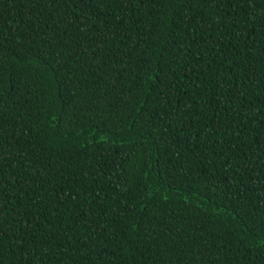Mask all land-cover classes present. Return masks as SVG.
Returning <instances> with one entry per match:
<instances>
[{"label": "trees", "instance_id": "obj_1", "mask_svg": "<svg viewBox=\"0 0 264 264\" xmlns=\"http://www.w3.org/2000/svg\"><path fill=\"white\" fill-rule=\"evenodd\" d=\"M0 264H264V0H0Z\"/></svg>", "mask_w": 264, "mask_h": 264}]
</instances>
